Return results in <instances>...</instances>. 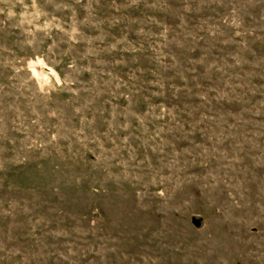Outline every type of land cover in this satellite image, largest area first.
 I'll list each match as a JSON object with an SVG mask.
<instances>
[{
	"label": "rangeland",
	"instance_id": "obj_1",
	"mask_svg": "<svg viewBox=\"0 0 264 264\" xmlns=\"http://www.w3.org/2000/svg\"><path fill=\"white\" fill-rule=\"evenodd\" d=\"M0 264H264V0H0Z\"/></svg>",
	"mask_w": 264,
	"mask_h": 264
}]
</instances>
